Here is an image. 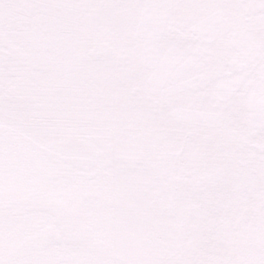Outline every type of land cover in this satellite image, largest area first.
<instances>
[{
	"label": "snow or ice",
	"instance_id": "1",
	"mask_svg": "<svg viewBox=\"0 0 264 264\" xmlns=\"http://www.w3.org/2000/svg\"><path fill=\"white\" fill-rule=\"evenodd\" d=\"M0 264H264V0H0Z\"/></svg>",
	"mask_w": 264,
	"mask_h": 264
}]
</instances>
